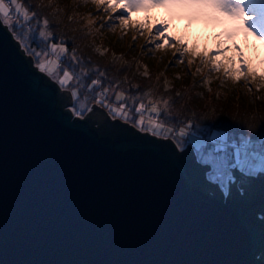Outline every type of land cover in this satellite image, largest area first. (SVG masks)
I'll list each match as a JSON object with an SVG mask.
<instances>
[{"label": "water", "instance_id": "95a60500", "mask_svg": "<svg viewBox=\"0 0 264 264\" xmlns=\"http://www.w3.org/2000/svg\"><path fill=\"white\" fill-rule=\"evenodd\" d=\"M71 105L0 22V264H264V171Z\"/></svg>", "mask_w": 264, "mask_h": 264}, {"label": "trees", "instance_id": "16d2710c", "mask_svg": "<svg viewBox=\"0 0 264 264\" xmlns=\"http://www.w3.org/2000/svg\"><path fill=\"white\" fill-rule=\"evenodd\" d=\"M18 2L29 12L28 21L19 18L27 31L15 20L9 25L1 19L0 22L24 54L32 58V66L38 71L35 51L51 42L66 49L59 63L61 71H68L72 79L64 87L53 82L71 96L72 92L77 93L76 99L72 97V111L79 110L77 104L85 100L86 106L79 110L81 117L94 102L111 118L119 119L123 115L111 113V109L123 105V111H133L143 104L144 114H155L158 124L171 129L167 138L175 145L177 138L185 145L190 144L189 138L194 133L205 148L210 147L208 138L229 144L247 140L254 150L260 147V134L264 132V78L251 81L239 76L236 68L229 69V60L223 62L226 58L219 56L216 47L209 48L208 36L202 46L200 38L192 36L188 49L184 50L183 42L177 52L164 56L162 61L157 59L162 64L158 66L153 61V51H142L143 42L137 40V35L110 20L96 0ZM44 20L48 21L47 26ZM41 31L51 34L46 40L43 38L44 43L37 39L41 38ZM250 58L248 65L259 71L256 59ZM93 80L99 83L93 85ZM98 94H109L117 105L98 103L95 98ZM117 96L122 99L117 100ZM153 107L156 113L152 112ZM136 118L133 114L127 120L136 125ZM182 128L184 136L180 135ZM213 131L221 132L222 136H211Z\"/></svg>", "mask_w": 264, "mask_h": 264}, {"label": "rangeland", "instance_id": "374dc122", "mask_svg": "<svg viewBox=\"0 0 264 264\" xmlns=\"http://www.w3.org/2000/svg\"><path fill=\"white\" fill-rule=\"evenodd\" d=\"M127 2L128 0H96L97 5L108 15L110 20L116 25L122 26L125 31L137 35V40L143 42L141 47L142 51L143 49H147L151 52L153 51V61L156 65L162 66L161 62L158 60L160 59L162 61L164 56H169L177 52L183 42L184 50L188 49V41L192 36H198L200 38L201 46L206 39L205 36H208L211 43L209 48L216 47L219 56L226 58L222 59L223 62L229 60V69L234 70L236 68L239 76L243 75L251 81L264 78V39L259 38L258 34H254L251 29H247L242 20L218 10H197L179 7L173 4L171 0H166L163 4L153 3L152 0H144V6L135 9H127L125 11L124 6ZM12 8L13 6L10 5L11 22L13 23L15 20L18 22V25H21L23 29L27 31L26 24L20 19L17 20V15L11 10ZM247 18L248 17H245V19ZM37 39L43 41V43L45 41L43 37ZM52 44L54 43H47L43 45L38 52L35 51V53H40L35 64L37 67L41 61L45 63L49 61L55 62L53 75L50 76L47 72L43 73L60 85L59 79L63 77V72L65 71H61V65L59 63L62 53L59 51V47L57 51H52ZM56 45L61 46L59 44ZM250 57L256 59L259 71H256L252 65H248V61L251 60ZM148 58L152 59L150 57ZM49 67H53V65L50 64ZM167 86L169 85L167 84ZM108 95L109 94H98L95 98L98 101H102L105 105L111 107L116 106L117 103L112 102ZM77 106L79 110L83 109L86 106L85 100H81ZM139 107L140 106L137 108ZM89 109L90 107L88 110ZM135 109L133 111L125 109L124 113L127 114V118L123 115L121 117L122 121L127 123V119L134 114L137 116L135 127H137L139 131H147L150 134L158 133L163 135L164 138L169 135V130L167 128L162 126L159 129H155L153 127V125L158 124V122L149 119V113L143 114V110L137 113ZM141 119L144 120L143 125L138 123ZM211 136L219 138L222 134L219 131H213ZM177 139L180 140V138ZM189 142L191 145L193 144L194 147H197L199 151L204 144L199 136L194 133L191 134ZM209 145V154L213 157L209 158V160H211L209 162L214 164L218 170L221 169L223 162H225L226 158L232 153L235 160H229L228 163L234 162V164L242 169L246 163V166H250L254 169L255 174L258 171L261 172V170H264V152L261 151L260 147H257L255 150H252L254 149L252 146V149H249V147L236 150L235 148L231 153V149L229 152H226L227 149H229L228 146H226L227 148H221V145H213L211 143H209ZM216 155H218V160H215L214 156ZM203 158L206 159V156H203ZM237 182L236 180L235 187L241 192L242 189L238 188ZM226 195L227 193L222 194L223 197H226Z\"/></svg>", "mask_w": 264, "mask_h": 264}, {"label": "snow or ice", "instance_id": "6c2138e0", "mask_svg": "<svg viewBox=\"0 0 264 264\" xmlns=\"http://www.w3.org/2000/svg\"><path fill=\"white\" fill-rule=\"evenodd\" d=\"M153 3L156 4H163L166 0H152ZM173 4L179 7H185L190 9H197V10H218L220 12L227 13L228 15L238 18L243 21V24L246 26L247 29H251L254 34H258L259 38L264 39V0H171ZM10 5L13 6L11 9L17 14V20L20 17L23 18L24 21H28L30 19L29 12L26 8L23 7L18 0H0V19L3 20L5 25L11 24L10 19ZM144 6V0H128V2L124 6V10L127 9H135L137 7ZM250 14V15H249ZM33 15H35L33 13ZM245 17H248L245 19ZM48 21L44 20V25L47 26ZM159 31V29H158ZM40 37H43L45 40L47 39L50 33L46 34L44 31L39 33ZM52 51H57L59 47V51L61 53L65 52L66 49L61 45L58 46L56 44H52ZM182 55V54H181ZM35 56L39 57L40 53H35ZM75 59V57H73ZM53 65V67H49V65ZM37 67L41 72H47L48 75H53L55 70V62L49 61L47 63L41 61ZM218 70V69H215ZM72 79L71 74L68 71L63 72V77L59 79V84L61 87H64L68 81ZM99 81L93 80L92 84L96 85ZM73 99H76L77 93L72 92ZM122 99V97L117 96V100ZM100 103V101H97ZM124 106L122 105L120 109H111V113H118L122 114L127 118V114L123 111ZM144 109V105L141 104L139 108H136L135 111L137 113L142 112ZM90 111V109H89ZM152 112L156 113L157 109L155 107L152 108ZM140 125L144 124V120L141 119L138 121ZM153 127L155 129H159L162 127L160 124H154ZM171 131V129H169ZM158 134V133H157ZM180 135L184 136L186 133L184 129H180ZM261 142L260 148L261 151L264 152V132L260 134ZM251 147V143L247 140L244 141L242 148H249Z\"/></svg>", "mask_w": 264, "mask_h": 264}, {"label": "flooded vegetation", "instance_id": "af4514ba", "mask_svg": "<svg viewBox=\"0 0 264 264\" xmlns=\"http://www.w3.org/2000/svg\"><path fill=\"white\" fill-rule=\"evenodd\" d=\"M48 80H50V79L48 78ZM126 122L129 125H132L134 128H136L134 124H132V123H130L128 121H126ZM141 132H143V131H141ZM151 134L154 135L155 137L164 138L163 135L161 136V135H157V134H153V133H151ZM185 146L186 145L183 144V141L177 139L176 147L178 148V150H182ZM199 147H201V146H199ZM192 148H193V154H194L196 162L199 163L200 165L207 164L208 167H209L208 170L204 171L205 180H207L210 183H216V185L218 186L219 190L223 194L227 193V180L229 179V183H231L233 181V177L231 176V173H230L229 169H227V168L235 167V169L243 172L246 175H254L255 174L254 169L252 167H250V166H246L247 165L246 163H245V166L243 167V169L239 168L236 164H234V162L228 163L229 160H231V161L235 160L234 155H232L233 154L232 151L235 148L231 149L230 152L232 154L226 158V161L223 162L220 170H218L217 167H215L214 164L209 162V161H211V160H209V158H213L209 154V150H210L209 148H205V147L202 146L200 151H199V149L197 147L192 146ZM240 149L242 150V149H245V148H240ZM240 149L236 148V150H240ZM249 149H252V148L250 147ZM229 150L230 149H227L226 152H229ZM252 150H254V149H252ZM203 156H206V159H204ZM214 157H215V160H218L217 159L218 155H216ZM261 171H264V170H261ZM207 194L213 195L209 190H207Z\"/></svg>", "mask_w": 264, "mask_h": 264}, {"label": "built area", "instance_id": "2783aa9c", "mask_svg": "<svg viewBox=\"0 0 264 264\" xmlns=\"http://www.w3.org/2000/svg\"><path fill=\"white\" fill-rule=\"evenodd\" d=\"M71 109V108H70ZM71 112H72V114L74 115V116H78V117H81L80 115H79V111H75V112H73L72 111V109H71ZM144 114V113H143ZM148 117H149V119H151V120H153V121H155V122H158L159 121V119L157 118V116L155 115V114H149L148 115ZM151 117V118H150ZM243 142L244 141H237V142H235V143H232V144H234L233 146H232V144H229L228 142H224V141H217V140H214L213 138H208L207 139V143H211V144H213V145H221V148H225L226 146H228V147H231V148H238V149H240V148H242V145H243ZM227 148V147H226Z\"/></svg>", "mask_w": 264, "mask_h": 264}]
</instances>
